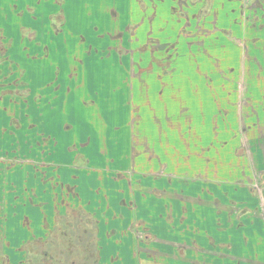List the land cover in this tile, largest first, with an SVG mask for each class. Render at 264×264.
Masks as SVG:
<instances>
[{
    "label": "rangeland",
    "instance_id": "1",
    "mask_svg": "<svg viewBox=\"0 0 264 264\" xmlns=\"http://www.w3.org/2000/svg\"><path fill=\"white\" fill-rule=\"evenodd\" d=\"M56 1L0 0V264L189 255L139 227L154 186L162 208L190 189L224 203L204 200L222 211L193 229L198 264H264V166L242 169L264 156V0H100L119 15L103 46L100 15L64 28Z\"/></svg>",
    "mask_w": 264,
    "mask_h": 264
},
{
    "label": "crops",
    "instance_id": "2",
    "mask_svg": "<svg viewBox=\"0 0 264 264\" xmlns=\"http://www.w3.org/2000/svg\"><path fill=\"white\" fill-rule=\"evenodd\" d=\"M40 1V0H39ZM42 1V0H41ZM71 1V0H70ZM82 1H86V3H83ZM68 0H57L56 1V5H58L59 7V11L56 14L57 15H61L63 18V20L65 22H63V24L65 23L64 28L69 24V16H78V14H83L82 17H91V19L93 18L94 15H100L99 16V22L101 23L102 21L100 20V18L103 19V32L99 33V35L97 36L98 33V27H96L97 32H95L94 36L96 37V39L98 40V42L100 41V45L103 46V34L108 33V29L110 27V29L113 27H118L116 26V19H118L119 15L117 16V18L113 15L112 12H114L113 8H111L112 12H111V16H109V7H107L108 5L106 3H100V0H96V3L93 0H73L72 3H68ZM91 2V3H89ZM41 3V2H40ZM40 3H34V4H40ZM88 3V4H87ZM73 4V5H72ZM63 5V6H61ZM53 10L55 8V5L52 4ZM35 8V7H34ZM16 8H12V10L14 11V15L18 18L23 19V11H19L20 13H18L17 11H15ZM36 9V8H35ZM86 11H83L85 10ZM30 15H32L31 13H29ZM51 14V15H50ZM52 12L49 13V17L52 16ZM79 19V16L77 17ZM95 25L98 26L97 23V19L95 20ZM91 24V25H94ZM97 23V24H96ZM25 25V24H24ZM29 27V26H27ZM62 29V27H61ZM114 29V30H115ZM63 32V29L61 31L55 32L54 35L59 36L61 33ZM112 32V30H111ZM86 41V40H85ZM88 42H90V46L92 49V46L94 45L93 43V39L91 38ZM76 48L82 47L81 45H76ZM95 46V45H94ZM90 49V50H91ZM96 49V53H98L99 51H101L103 53V49L102 50H97V47L95 46ZM81 52H83V50H80ZM77 56V55H76ZM252 147V145H250ZM262 151V149H261ZM262 155V153H261ZM144 156H141V159H143ZM264 160V156L262 157ZM262 158L257 159L256 157L254 158V160L252 159V157H250L249 159H247V161H245L246 163L243 164V170L244 172H248V168L251 170L252 167H255L256 170L258 171L261 169V165L264 166V163L262 162ZM140 160H133V164L139 166L140 168L143 167L144 165H142V161ZM252 161H251V160ZM258 160V161H256ZM127 163V161H126ZM139 163V165H138ZM150 164L147 165V167H152L149 166ZM155 167V165L153 166ZM248 167V168H247ZM235 171L236 169L233 168ZM254 171V172H255ZM154 171H152L153 173ZM155 174V173H154ZM240 174V173H239ZM147 176H149L147 174ZM155 176V177H154ZM137 178L140 176H136ZM150 177L153 178L152 182L153 184H156V181L161 180V176L160 175H150ZM255 178V177H254ZM137 179L135 182H138ZM243 180V179H241ZM162 182V181H160ZM216 184H218L219 182H214ZM156 189V187L154 186L153 191H150L147 195V199H148V204L149 206L145 209L142 210L138 213V221H142V223H139V227L144 226L145 229H147V231L149 233H151V235H153L154 240L152 241L153 243H157V242H161L159 244V246H162L164 248H171V249H177L180 248L183 251V248L188 249L189 250V255L187 253V251H183L182 254H179L177 252L172 251L170 253V255L167 257L168 260H164V263H180V264H188V263H199L198 259H196L198 256H195L193 254V246L191 244H188L189 241H194L197 239V235H195V231L193 232V229L196 228V231L202 232L203 228L202 226L205 225H211V228L208 229V231H215L216 227L218 226V224H216L215 219L220 216L221 211L219 207L213 205V204H209L207 202L204 203V200H207V197L215 194V193H209L207 194V192H193L192 189H190V191H186L184 192L182 195L184 196V200L180 203H182V207L181 205L177 204L176 209L175 207L171 204V203H165L161 205L164 207L162 208L160 206V204L155 203L154 201H156L157 199H165L163 194L164 192L161 191L160 189H164L159 188V191H154ZM204 189V188H203ZM210 187H206V190H209ZM175 194V193H174ZM199 194V195H196ZM219 194V193H217ZM145 195V196H146ZM220 195V194H219ZM150 196V197H148ZM213 198L212 199H217L221 205H224L223 202H221L220 198H217L216 196L212 195ZM201 197H205L204 199H202ZM200 201H194V200H198L200 199ZM167 199V198H166ZM211 199V200H212ZM152 200V202H151ZM171 200V199H170ZM158 206V207H157ZM218 208V209H216ZM206 210L208 213L201 216V213ZM145 211H147V214H145ZM194 216V218L192 217ZM125 220H123L124 222ZM133 223L129 222L125 225V223H121L120 224V232H123L124 230H126L125 232H132L133 233V229H131ZM198 224V225H197ZM143 227V228H144ZM100 232V231H99ZM129 237H126L123 239L124 243H125V247H131V249H133L134 246H141L144 245V243H149V241H145V240H139V238L137 237V235L133 234V237H131V235L128 233ZM127 238V239H126ZM183 241V243H182ZM103 241L98 240V244L99 247H101V243ZM151 242V241H150ZM23 247V243L20 242V244H18V246L16 248H22ZM123 248V249H124ZM21 251V249H20ZM17 253V252H16ZM15 253L16 257L17 254ZM98 255H99V259L96 262V264H103V253H101V249H99L98 251ZM196 257V258H194ZM215 258H211L209 261V264H220L219 262V257L217 256H213ZM24 260H21L19 258V262L18 264H23ZM117 261V260H116ZM130 261V260H129ZM142 260L138 259L136 260L137 263H140ZM147 261H150L149 259ZM217 261V262H216ZM230 261V260H229ZM128 262V261H127ZM152 262V261H151ZM155 262V260H154ZM207 261H203V263H205Z\"/></svg>",
    "mask_w": 264,
    "mask_h": 264
},
{
    "label": "snow or ice",
    "instance_id": "3",
    "mask_svg": "<svg viewBox=\"0 0 264 264\" xmlns=\"http://www.w3.org/2000/svg\"><path fill=\"white\" fill-rule=\"evenodd\" d=\"M61 6H63V5H61ZM58 19H60V22H61V24L63 23V19H62V17H60V18H58ZM79 63H83V61L81 60V61H79ZM73 71H75V69L73 70ZM59 73L57 72V75H58ZM69 91H71V89H69Z\"/></svg>",
    "mask_w": 264,
    "mask_h": 264
},
{
    "label": "flooded vegetation",
    "instance_id": "4",
    "mask_svg": "<svg viewBox=\"0 0 264 264\" xmlns=\"http://www.w3.org/2000/svg\"><path fill=\"white\" fill-rule=\"evenodd\" d=\"M26 257V255H25ZM27 259L24 258L23 264H28V262L26 261ZM29 260V259H28Z\"/></svg>",
    "mask_w": 264,
    "mask_h": 264
}]
</instances>
